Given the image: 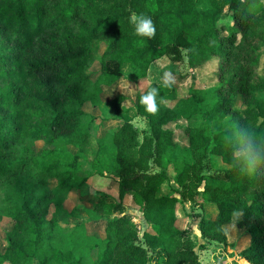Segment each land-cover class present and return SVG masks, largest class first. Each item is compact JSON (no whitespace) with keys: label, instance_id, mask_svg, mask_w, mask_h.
<instances>
[{"label":"trees","instance_id":"trees-1","mask_svg":"<svg viewBox=\"0 0 264 264\" xmlns=\"http://www.w3.org/2000/svg\"><path fill=\"white\" fill-rule=\"evenodd\" d=\"M202 3L0 0V214L14 221L0 264H202L193 235L178 227L185 203L216 208V217L201 218V248L227 242L225 227L236 224L251 239L241 262L264 264V158L249 174L246 157L238 155L249 140L264 152V97L258 96L264 92V3ZM134 14L152 19L153 37L136 34ZM96 41L106 50L104 72L93 81L88 69ZM184 50L192 70L220 58L216 88L155 84L138 94L135 114L120 94L111 104L121 122L94 147L84 105H102L105 85L123 77L124 65L132 70L127 81L135 84L164 57L182 62ZM152 88L154 112L141 102ZM239 102L242 110L235 108ZM199 114L206 122L183 129L189 159L177 163L181 144L166 125L178 115ZM137 116L148 126L142 139ZM227 118L230 128L213 130L210 122ZM88 156L95 174L119 178L120 197H133L153 232L141 236L128 206L103 193L90 212L107 220L106 238L88 235L85 225L64 234L59 216L69 212L68 194L87 182L80 173ZM214 156L228 169L208 181ZM172 167L178 187L169 183Z\"/></svg>","mask_w":264,"mask_h":264},{"label":"rangeland","instance_id":"rangeland-1","mask_svg":"<svg viewBox=\"0 0 264 264\" xmlns=\"http://www.w3.org/2000/svg\"><path fill=\"white\" fill-rule=\"evenodd\" d=\"M201 4L204 0H198ZM264 3V0H261ZM106 50V43L96 41L92 47L91 63L88 69V75L93 81H97L100 75L104 72L103 67V55ZM184 60L182 62H175L171 58L164 57L156 61L150 67L148 76L138 83H129L127 78L132 76V70L130 66H123V77L117 79L111 84L105 85V102L102 105L95 106L91 102H87L83 109L86 111L87 122L93 123L92 128V143L93 146H98V141L107 136H110L119 125V119H116L114 107L111 104L112 101L120 94H126L128 100L123 103L126 109H132L136 103L138 94L144 89L151 87L152 85L163 84H175L183 91L191 90L193 87L204 88L213 90L217 86V81L214 77V72L218 67L220 58H216L212 64H208L204 67L192 70L189 65V52L184 50ZM264 63V59H263ZM259 97H264V92L258 93ZM235 108L242 110L243 106L239 102ZM139 117V116H137ZM203 122H206L202 114L185 117L176 116L175 119L166 125V128L176 131V140L181 144V152L177 153V163H182L184 157L189 159L187 149L188 140L183 132L188 126H196ZM134 125L141 132V139L143 134L148 128L146 121L140 117L133 121ZM214 131H218L221 127L227 129L231 127L230 118L225 120L217 119L210 122ZM39 146H43L42 143ZM69 150L72 153H77L76 147H70ZM180 155V156H179ZM91 157H87L81 160V163L85 165V168L80 173L83 177H87V182L80 190H73L70 192L66 199V208L69 212L63 213L59 217V225L64 234H71L79 225H85L86 233L90 236L97 238H106V226L107 220L100 217H92L90 209H93L101 194H109L116 201H122L128 205L129 212L133 215L134 221L139 224L141 230V236L151 230L149 224L143 216L142 208L136 204L134 199L125 196L121 198L117 188L118 177L114 174L98 175L93 173L90 165ZM178 165L176 164V167ZM175 167H172L169 172V183L178 187L175 181ZM228 166L224 165L220 157L211 158V166L208 168L206 175L208 181L214 173L218 171L227 170ZM169 185V184H168ZM171 186H167L166 191H173L172 194H176ZM177 195V194H176ZM179 196V195H178ZM181 212L178 227L182 229H189L193 235L198 247L197 253L202 264H243L241 261V252L251 244L250 235L245 229H240L236 224H230L225 227L228 240L225 243L212 242L205 248L201 246L205 243L202 234L199 230V224L202 217H213L216 214V208L209 206L207 208L200 207L198 204L185 203L180 205ZM1 207V201H0ZM56 206L53 205L50 210V216L55 212ZM73 213V214H72ZM12 221L0 214V253L4 251L6 245L7 231L12 226ZM93 258H97L98 250L93 251ZM215 258V263L213 258Z\"/></svg>","mask_w":264,"mask_h":264},{"label":"clouds","instance_id":"clouds-1","mask_svg":"<svg viewBox=\"0 0 264 264\" xmlns=\"http://www.w3.org/2000/svg\"><path fill=\"white\" fill-rule=\"evenodd\" d=\"M131 20L135 25V32L137 35L142 37H153L155 35L156 28L151 18L134 14L131 17ZM156 96V88H152L146 95L143 96L141 102L147 106L148 111H156ZM238 155L246 157L244 171L249 174L255 171L256 160L264 158V152H262L260 148L250 140L247 141L238 151Z\"/></svg>","mask_w":264,"mask_h":264},{"label":"crops","instance_id":"crops-1","mask_svg":"<svg viewBox=\"0 0 264 264\" xmlns=\"http://www.w3.org/2000/svg\"><path fill=\"white\" fill-rule=\"evenodd\" d=\"M85 106V105H84ZM134 108V107H133ZM85 111V110H84ZM86 112V111H85ZM136 113V111H135V108H134V111H133V114H135ZM138 118H140V117H135L134 118V120L135 119H138ZM120 121V120H119ZM121 122V121H120ZM85 168V165L82 163V171H83V169ZM92 170V169H91ZM93 173H94V171H93ZM117 188H118V192H119V178H118V180H117ZM165 185L163 186V189H162V193L164 192V189H165ZM173 187H174V185H173ZM165 193V192H164ZM119 195H120V193H119ZM128 197H131V198H133L131 195H128ZM126 205V204H125ZM128 206V205H127ZM217 212V211H216ZM143 213V212H142ZM144 216V215H143ZM60 217V216H59ZM213 217H216V214L213 216ZM9 218V217H8ZM13 223H12V226H11V228L7 231L8 233L12 230V228H13V226H14V221L11 219V218H9ZM147 222V221H146ZM148 224V223H147ZM150 226V229L151 230H148L149 232H153V229L151 228V225H149ZM7 233V234H8ZM6 246H7V241H6V245H5V248H4V251L3 252H1V253H4L5 252V250H6ZM0 253V254H1Z\"/></svg>","mask_w":264,"mask_h":264}]
</instances>
